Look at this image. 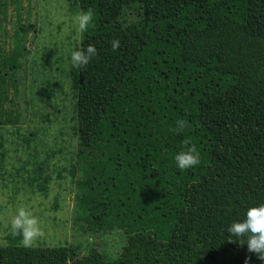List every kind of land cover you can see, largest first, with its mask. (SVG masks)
Instances as JSON below:
<instances>
[{
    "label": "trees",
    "instance_id": "trees-1",
    "mask_svg": "<svg viewBox=\"0 0 264 264\" xmlns=\"http://www.w3.org/2000/svg\"><path fill=\"white\" fill-rule=\"evenodd\" d=\"M74 5L93 13L79 49H97L85 68L71 69L77 153L68 174L76 187L75 221L88 235L123 231L126 245L115 259L92 248L82 256L80 245L25 248L9 232L0 264H264L247 244L229 242L235 237L227 231L248 207L264 203V153L243 198L222 204L223 184L210 173L218 139L204 119L206 100L231 88L243 106L264 100V0ZM14 117L10 111L6 118ZM180 120L187 126L177 132ZM185 140L197 147L200 163L180 170L175 156Z\"/></svg>",
    "mask_w": 264,
    "mask_h": 264
},
{
    "label": "rangeland",
    "instance_id": "rangeland-1",
    "mask_svg": "<svg viewBox=\"0 0 264 264\" xmlns=\"http://www.w3.org/2000/svg\"><path fill=\"white\" fill-rule=\"evenodd\" d=\"M74 1L0 0V246L10 243L6 224L16 207L26 205L45 231L35 247L80 245L82 256L92 248L115 259L126 245L125 232L88 235L75 221L76 187L68 174L77 153ZM205 104L204 119L218 139L210 173L223 184L222 204H231L243 198L264 153V100L243 106L231 88ZM10 111L15 117L8 120Z\"/></svg>",
    "mask_w": 264,
    "mask_h": 264
},
{
    "label": "clouds",
    "instance_id": "clouds-1",
    "mask_svg": "<svg viewBox=\"0 0 264 264\" xmlns=\"http://www.w3.org/2000/svg\"><path fill=\"white\" fill-rule=\"evenodd\" d=\"M78 30L83 33L93 24V13L91 10L80 12L75 17ZM113 51L120 47L119 39L111 41ZM97 55V49L89 44L86 48L81 47L71 53V63L74 67L85 68L93 57ZM187 126L186 121L177 122L176 131L181 132ZM185 147L175 156V162L180 170L190 169L200 163V154L197 147L189 140L184 141ZM13 236H19L20 244L25 248H33L38 241L45 236L40 218L34 211L26 206L16 207L10 220L6 224ZM228 233L235 239H229L231 243L240 246L247 244L251 253L257 254V258L264 261V203L250 206L244 213L243 219L234 220L227 228Z\"/></svg>",
    "mask_w": 264,
    "mask_h": 264
}]
</instances>
